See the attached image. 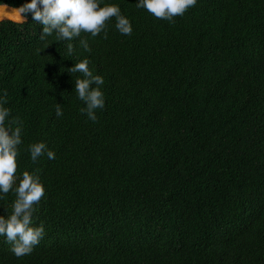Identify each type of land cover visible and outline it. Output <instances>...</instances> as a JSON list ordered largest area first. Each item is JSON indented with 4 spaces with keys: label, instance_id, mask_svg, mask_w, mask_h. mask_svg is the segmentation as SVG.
<instances>
[{
    "label": "trees",
    "instance_id": "1",
    "mask_svg": "<svg viewBox=\"0 0 264 264\" xmlns=\"http://www.w3.org/2000/svg\"><path fill=\"white\" fill-rule=\"evenodd\" d=\"M24 2L0 0V94L23 121L17 171L45 183L46 231L19 257L0 236V264H264V0H197L174 22L105 0L132 33L112 17L71 54L17 19ZM84 57L104 76L95 121L68 71ZM39 140L55 159H30Z\"/></svg>",
    "mask_w": 264,
    "mask_h": 264
},
{
    "label": "clouds",
    "instance_id": "2",
    "mask_svg": "<svg viewBox=\"0 0 264 264\" xmlns=\"http://www.w3.org/2000/svg\"><path fill=\"white\" fill-rule=\"evenodd\" d=\"M196 3L197 0H136L138 8H145L170 22ZM29 13L33 21L42 25L41 37L66 40L70 54L75 51L76 37H80L79 43L90 51L89 40L81 33L95 37L103 31L107 36V21L112 17L120 33L130 35L133 31L131 19L122 12L120 4L105 0H25L19 7L17 19L27 20ZM68 71L82 74L74 81L78 98L84 102L80 111L91 120H97L96 110L104 108L106 103L102 87L104 76L92 71L88 57L76 60ZM7 100L6 94H0V199L10 191L15 193V198L11 202L12 211L6 209V215L0 214V236H4L10 250L19 257L31 253L45 235L44 222H36V213L46 189L39 169L17 171L20 145L23 144V121L11 115ZM55 108L56 115L62 116L63 104L57 102ZM28 151L33 162L45 153L49 159L56 157V152L45 140L30 143Z\"/></svg>",
    "mask_w": 264,
    "mask_h": 264
},
{
    "label": "rangeland",
    "instance_id": "3",
    "mask_svg": "<svg viewBox=\"0 0 264 264\" xmlns=\"http://www.w3.org/2000/svg\"><path fill=\"white\" fill-rule=\"evenodd\" d=\"M3 19V18H2ZM2 19H0V20H2Z\"/></svg>",
    "mask_w": 264,
    "mask_h": 264
}]
</instances>
